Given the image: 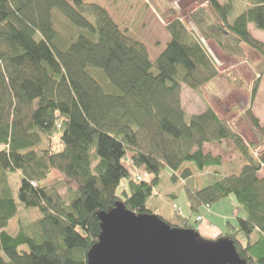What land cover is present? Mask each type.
<instances>
[{
	"label": "trees",
	"instance_id": "16d2710c",
	"mask_svg": "<svg viewBox=\"0 0 264 264\" xmlns=\"http://www.w3.org/2000/svg\"><path fill=\"white\" fill-rule=\"evenodd\" d=\"M205 1L190 17L197 32L182 18L168 21L169 39L152 59L148 43L98 4L0 0V264H88L100 214L118 202L152 213L148 202L164 170L177 183L193 169L220 167L204 146L224 141L246 164L203 189L188 188L191 213L233 196L241 214L224 237L247 264H264V128L248 106L261 143L250 144L211 107L189 115L182 105L184 88L200 93L220 75L201 39L235 57L251 49L264 61V43L249 30L264 33V0H249L233 21L232 4ZM15 173L20 204L40 218L14 236L6 228L19 214ZM180 223L198 231L188 217Z\"/></svg>",
	"mask_w": 264,
	"mask_h": 264
},
{
	"label": "rangeland",
	"instance_id": "374dc122",
	"mask_svg": "<svg viewBox=\"0 0 264 264\" xmlns=\"http://www.w3.org/2000/svg\"><path fill=\"white\" fill-rule=\"evenodd\" d=\"M86 3H95L106 8L122 28L128 29L135 37L139 35L148 43L151 58L156 59L165 48L169 39L166 30L167 22L182 18L191 30L195 26L190 25V17L200 7L206 6L205 0H84ZM220 3L233 5L231 20H235L249 6V0H219ZM254 30L256 28L252 25ZM252 28V30H253ZM139 36V37H140ZM255 38V37H254ZM204 46L212 55L219 68V77L205 85L200 93L184 88L182 93V105L189 115L203 113L207 107H211L219 117L227 122L240 134L248 143L260 145V135L251 126V122L245 115V109L251 106L253 115L259 119L261 127L264 128V61L251 49H245V56H231L220 50L213 41H204ZM259 41L263 40V38ZM264 41V40H263ZM262 42V41H261ZM264 43V42H263ZM258 86L255 99L253 91ZM251 99V102H250ZM250 102V105H249ZM260 148L256 150L260 152ZM204 152L214 157H220V167H211L200 173L193 169V175L189 179L173 181V171L166 168L162 173L161 183L154 191V197L148 207L152 214L161 217L167 223L183 228L180 223L182 217L190 218L191 225L198 230L201 239L217 241L226 239L233 229L227 225L236 227L238 215L241 214V207L233 196L215 204L208 211L206 207L200 208V212L192 215L187 190L203 189L216 180L227 176L238 174L246 164L240 152L231 141L222 143L206 144ZM258 154V153H257ZM256 155V154H255ZM257 156V155H256ZM135 175L138 173L134 172ZM259 176L264 178V165ZM21 174H10V185L14 196L19 204L18 216L10 221L6 231L11 235H17L22 225H26L40 218L37 209H28L20 204L18 199ZM126 182L122 183L120 190H123ZM65 194V190H62ZM159 204L163 205L160 210ZM176 206L181 209L180 216L175 213ZM206 209V210H205ZM177 210V209H176ZM179 211V210H178ZM158 212H161L159 214ZM210 212V213H209ZM244 214V213H243ZM203 218L197 223V218ZM213 226L212 233L215 238L202 236V228ZM241 241L243 238L238 235ZM26 247H22L24 249ZM2 255V253H0Z\"/></svg>",
	"mask_w": 264,
	"mask_h": 264
},
{
	"label": "water",
	"instance_id": "95a60500",
	"mask_svg": "<svg viewBox=\"0 0 264 264\" xmlns=\"http://www.w3.org/2000/svg\"><path fill=\"white\" fill-rule=\"evenodd\" d=\"M100 220L102 233L88 264H247L230 238L204 240L194 229L137 214L122 202Z\"/></svg>",
	"mask_w": 264,
	"mask_h": 264
},
{
	"label": "crops",
	"instance_id": "0c3cea01",
	"mask_svg": "<svg viewBox=\"0 0 264 264\" xmlns=\"http://www.w3.org/2000/svg\"><path fill=\"white\" fill-rule=\"evenodd\" d=\"M254 26V25H253ZM252 25H250L249 26V30H250V32H251V34L253 35V37H255L257 40L258 39H262L263 38V40H264V33L263 32H261V31H258L257 29L256 30H254V28H253V30H252ZM263 40H261L262 42H264ZM153 199V198H152ZM152 199H150V201L152 200ZM150 201L148 202V205H149V203H150ZM156 208H159L160 210L163 208V205L162 204H159L158 205V207L156 206V205H154ZM205 208V207H204ZM206 210V209H205ZM159 214H161V212H158ZM210 213V212H209ZM211 227H213L212 225L209 227V226H205V227H203L202 228V236H204V237H206V238H215L216 237V235H219V234H216V233H212L213 232V229L211 228Z\"/></svg>",
	"mask_w": 264,
	"mask_h": 264
},
{
	"label": "built area",
	"instance_id": "2783aa9c",
	"mask_svg": "<svg viewBox=\"0 0 264 264\" xmlns=\"http://www.w3.org/2000/svg\"><path fill=\"white\" fill-rule=\"evenodd\" d=\"M143 178H146V177H148L146 174L144 175V176H142ZM206 209L209 211L210 210V207L209 206H206ZM203 220V218H201V217H199L198 219H197V221L198 222H200V221H202Z\"/></svg>",
	"mask_w": 264,
	"mask_h": 264
}]
</instances>
